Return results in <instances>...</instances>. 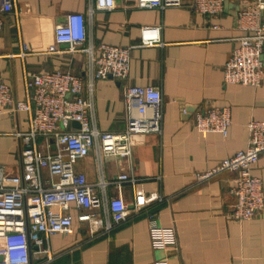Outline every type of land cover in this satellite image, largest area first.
I'll return each mask as SVG.
<instances>
[{
  "label": "crops",
  "instance_id": "1",
  "mask_svg": "<svg viewBox=\"0 0 264 264\" xmlns=\"http://www.w3.org/2000/svg\"><path fill=\"white\" fill-rule=\"evenodd\" d=\"M16 13L4 17L0 34V80L17 100L24 98V75L61 70L82 74L85 55L50 54L55 27L69 13L88 17L89 0H14ZM137 0H114L110 11L95 10L90 25L93 45L132 47L127 78L108 77L95 83L96 127L101 132H121L125 119L135 115L122 99L124 88L151 86L162 98L160 134L137 135L131 157H105L102 176L108 183L126 175L135 182L106 187L108 199L121 196L127 208L125 221L109 231H94L77 221L72 210L70 235H53L45 260L31 247L30 264H264V206L247 221L232 220L235 202L234 172L208 181L196 176L223 159L244 150L247 123H264V79L257 87L226 84L224 65L240 40L248 36L238 25L237 14L245 3L224 0L223 12L210 18L192 10V0L180 7L138 9ZM159 27V42L139 47L140 28ZM25 47L24 56H21ZM57 49L65 51V45ZM228 108L230 125L225 136L210 132L202 137L195 128V114ZM27 129L24 113L0 114V165L8 176L21 173L19 142L13 136ZM95 193L99 181L93 154L74 165ZM45 178H46V174ZM262 181L264 153L251 169ZM157 195L159 200L144 204ZM97 215L100 211L95 212ZM173 228L177 249H154L150 225Z\"/></svg>",
  "mask_w": 264,
  "mask_h": 264
},
{
  "label": "built area",
  "instance_id": "2",
  "mask_svg": "<svg viewBox=\"0 0 264 264\" xmlns=\"http://www.w3.org/2000/svg\"><path fill=\"white\" fill-rule=\"evenodd\" d=\"M138 9H167L180 7L182 0H137ZM224 0H192V10L210 18L223 12ZM114 0H89L88 17L69 13L54 30V45L50 54L85 55L82 74L53 70L24 75V98L17 100L9 85L0 80V114L24 113L27 129L13 136L19 142L21 173L8 176L0 165V264H30V251L51 260L53 255L45 248L49 237L70 235L71 211L77 212L80 223H89L94 231H109L125 221L127 208L120 195L108 199L106 187H119L122 182H135L126 175L106 182L102 174L105 157L128 159L134 136L160 134L162 98L151 86L129 87L122 91V99L135 115L125 119L121 132H101L96 127L95 83L112 77L127 78L132 47L93 45L90 32L95 10L110 11ZM16 13L14 0H0V34L4 17ZM239 27L250 31L240 40L227 59L223 69L226 84L257 87L264 79V0L242 5L237 14ZM159 27L140 28L139 47H152L159 42ZM58 45L67 49L60 51ZM24 56L25 47H22ZM195 128L204 138L210 132L225 136L230 125L228 108H212L195 114ZM76 122L79 127H73ZM248 143L244 150L220 161L218 165L196 176L198 181L224 173L234 172L237 178L232 187L235 202L232 220L251 219L264 206L262 181L251 175L252 167L264 153V123H247ZM93 154L97 164L99 193L76 172L77 161ZM46 174V178L45 175ZM157 195L144 199V204L159 200ZM100 211V214L95 212ZM151 243L154 249H177L173 228H163L151 222ZM155 264H167L166 260Z\"/></svg>",
  "mask_w": 264,
  "mask_h": 264
},
{
  "label": "water",
  "instance_id": "3",
  "mask_svg": "<svg viewBox=\"0 0 264 264\" xmlns=\"http://www.w3.org/2000/svg\"><path fill=\"white\" fill-rule=\"evenodd\" d=\"M71 125H72L73 127H76V128L79 127V125H78L76 122L71 123Z\"/></svg>",
  "mask_w": 264,
  "mask_h": 264
}]
</instances>
